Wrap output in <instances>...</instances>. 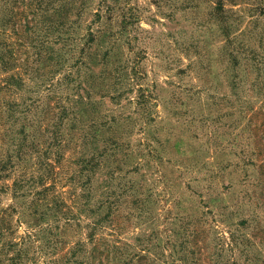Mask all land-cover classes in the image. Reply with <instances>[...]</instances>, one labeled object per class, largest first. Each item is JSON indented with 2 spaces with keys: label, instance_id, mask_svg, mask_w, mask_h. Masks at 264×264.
<instances>
[{
  "label": "rangeland",
  "instance_id": "374dc122",
  "mask_svg": "<svg viewBox=\"0 0 264 264\" xmlns=\"http://www.w3.org/2000/svg\"><path fill=\"white\" fill-rule=\"evenodd\" d=\"M100 1L75 17L74 56L57 42L39 60L15 32L22 4L0 32L17 59L0 83L20 76L0 88V160L14 155L0 178L2 259L264 264V0H222L230 49L220 0H108L111 21L107 7L96 20ZM109 139L122 152L90 182L77 159Z\"/></svg>",
  "mask_w": 264,
  "mask_h": 264
},
{
  "label": "trees",
  "instance_id": "16d2710c",
  "mask_svg": "<svg viewBox=\"0 0 264 264\" xmlns=\"http://www.w3.org/2000/svg\"><path fill=\"white\" fill-rule=\"evenodd\" d=\"M112 1H114L116 4L119 0ZM107 2L108 0L100 1V8L95 12L96 20L102 19V7H107L106 13L109 15L107 19L109 21L114 19V14L117 12V10L115 6H111L110 4L108 5ZM20 4L25 5V9L24 11H22L23 19L19 21V27L16 28L15 32L17 34L22 33L23 39L29 40V47H33L37 50L35 52V56H37L39 60L47 62L48 57L46 55H49V53L51 52L53 53V47L51 46V44L54 45L57 42H62L64 44L70 42V48L72 49L71 51L73 52L74 56V53L76 52V50H78V48L75 40L71 39L72 37L70 31L74 29L75 25L78 23L76 18L81 17L88 9V6H90L89 0H0V24L2 28L0 32L2 34L6 33V27L10 24V21H14V17L18 16V9L16 8ZM28 9L29 12L27 11ZM217 9L219 11L218 20L221 22L220 27L222 33L224 34V36H226V43L224 48L230 49L229 46L235 42L236 38H231L233 26L232 23H229L230 18L225 14L222 0H220ZM66 34H68V37L65 36ZM101 37H105V32L102 29H99L95 36L93 35V32H90V38L86 42V45L90 46L91 42H94ZM23 42L24 41H22V43ZM83 48L81 50H84ZM51 56L52 58H55L52 54ZM231 56H233V60L236 63L237 59L236 56L232 54V51ZM248 57H250L252 60L257 59L256 52H254L253 49H250ZM16 61L17 59L15 56V52H13L12 49L7 46L6 40L2 41L0 38V66L4 68V71H9L12 70L14 66H16ZM19 77L20 76L18 74L11 75L9 79H6L4 85L0 83V88L9 87L10 84L13 85L12 81H17ZM148 102L149 100L147 99V97H141L138 101L140 105H148ZM8 105L9 104L5 101L1 103V106H4V108H7ZM11 108L13 107L10 105V109ZM63 112H65L66 114V111ZM90 129L92 133L96 135V132L99 129L95 121H93V123L91 124ZM53 136L56 140V145H59L61 135L59 134V132L54 131ZM108 142L103 146L101 151H86L83 152L77 159V163L80 166V173L87 174V176L90 177V182L92 180V176L97 172V169L106 164L107 158L112 157L115 152H122L121 149L124 147V143H121L115 139H109ZM112 144L114 145V147H112ZM17 145L18 148H21V144ZM60 146L61 145H59V147ZM155 151L159 150L155 149ZM178 151H180L179 147ZM150 152L153 153L152 150ZM57 153L60 155V150H58ZM13 157L14 155H9L6 159L1 158L0 178H3V172L6 171ZM61 161L62 159H59L58 162ZM135 168H138V166ZM187 168L192 169L193 167ZM112 175H114V172L112 173ZM23 183L24 182L21 179H17V181H15L14 183V190L17 191L18 189L22 188ZM3 254V251L0 252V264H20V256L11 257L7 260L8 262H6V259H2Z\"/></svg>",
  "mask_w": 264,
  "mask_h": 264
}]
</instances>
